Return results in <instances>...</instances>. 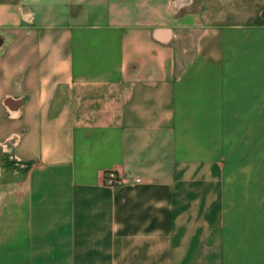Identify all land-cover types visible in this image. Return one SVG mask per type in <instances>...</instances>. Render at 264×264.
<instances>
[{"label": "crops", "instance_id": "obj_1", "mask_svg": "<svg viewBox=\"0 0 264 264\" xmlns=\"http://www.w3.org/2000/svg\"><path fill=\"white\" fill-rule=\"evenodd\" d=\"M0 264H264V0H0Z\"/></svg>", "mask_w": 264, "mask_h": 264}, {"label": "built area", "instance_id": "obj_2", "mask_svg": "<svg viewBox=\"0 0 264 264\" xmlns=\"http://www.w3.org/2000/svg\"><path fill=\"white\" fill-rule=\"evenodd\" d=\"M139 180V179H138ZM124 182V179L116 171H106L104 174V183L107 186H118Z\"/></svg>", "mask_w": 264, "mask_h": 264}]
</instances>
